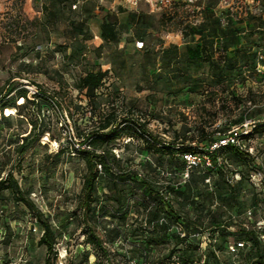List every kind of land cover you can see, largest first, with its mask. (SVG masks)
<instances>
[{
  "label": "rangeland",
  "instance_id": "1",
  "mask_svg": "<svg viewBox=\"0 0 264 264\" xmlns=\"http://www.w3.org/2000/svg\"><path fill=\"white\" fill-rule=\"evenodd\" d=\"M219 2L208 1L212 7ZM219 12L232 21L230 28L220 25L215 13L198 11L180 0L167 7L158 0H138L137 5L131 0H0V94L10 84L31 93L39 90L51 103L41 107L43 122L37 105L31 103L12 109L10 121L0 116V177L12 175L53 223L59 237L57 264H81L84 252L92 251L80 224L79 197L87 169L77 151L78 145L89 147L76 138L75 123L82 135L91 134L99 114L112 109L120 120H127L122 126L131 127L135 134L113 144L123 167L139 177H154L152 189L164 191L193 219L224 203L227 184H235L240 171L248 175L240 210L224 207L230 210L226 217L232 218L233 226L223 235L213 227L196 233L200 248L195 264H204L209 238L217 244L237 240L233 231L241 221L264 229L261 208L251 205L253 190L264 188V0H234L230 8L219 7ZM72 20L86 23L89 38L83 51L69 58L71 49L66 52L64 47L72 43ZM99 28L112 41L101 34L97 37L92 29ZM214 29L217 33L208 40L209 53L217 61L227 48L228 58L235 59V68L225 77L189 53L206 43L205 37ZM137 41H144L145 47L138 49ZM94 68L108 70L109 76L96 92L97 107L93 108L74 85ZM46 97L39 95L36 101ZM34 121L38 128L29 135ZM203 128L216 132L202 142L199 130ZM230 137L249 151L258 167L251 161L246 167L232 164V153H225L228 162L221 157L218 164L224 169L222 178L216 166L188 162L190 155L205 160L219 139ZM183 142L191 152L180 160L171 157L168 147L175 143L182 147ZM110 168L109 172L100 168L96 205L114 264H180V246L176 248L171 237L148 253L144 240L131 235L133 225L141 230L149 227L144 217V203H150L146 187H138L132 179L117 181L125 190L129 210L125 218L114 214L117 206L110 188L119 169L112 162ZM194 171L197 183L191 181L189 196L186 187ZM177 187L176 195L172 189ZM251 210L256 212L249 218ZM183 229L181 224L172 226V231L184 236ZM42 233L35 214L11 190L2 191L0 264H45L46 246L39 244ZM94 260L91 256L90 261Z\"/></svg>",
  "mask_w": 264,
  "mask_h": 264
},
{
  "label": "trees",
  "instance_id": "2",
  "mask_svg": "<svg viewBox=\"0 0 264 264\" xmlns=\"http://www.w3.org/2000/svg\"><path fill=\"white\" fill-rule=\"evenodd\" d=\"M208 1L209 0L205 3L204 10L215 13L218 17L217 22L220 25L222 24L223 26L230 28L232 21L227 19V16L223 12H219V5L212 7L209 5ZM120 8V10L124 11L122 7ZM223 17H225L226 23L222 22ZM215 31L216 29L212 31V35H210V37H205L204 40H207L206 43L198 45L194 49H189V53L191 54V57L195 59H204L210 64L213 72H221L222 77H225V73L227 71H232L235 68V59L228 58L226 55L228 49L226 48V51L223 55H221L220 60H214L211 52L209 53L207 48H209L208 40L213 37V34L217 33ZM69 32L72 43L71 45H66L64 49L66 52L71 49L69 58H74L83 51L85 48V42L89 38L87 25L84 21L72 20L70 21ZM101 36L106 38V41H112L111 38H108L103 31H101ZM224 38L227 39V36L224 35ZM236 57L237 53L234 55V58ZM108 76L109 71L103 70L102 68H94L86 71L83 76L77 79L74 85L79 92L80 98L86 99L89 105L93 106V108L97 107L96 101L98 95L96 92L105 85ZM14 92L17 93L16 97H10ZM39 95L46 97V95L40 93L39 90L35 93H31L29 89H17L14 85L9 84L8 89H6L5 92L2 90L0 94V116L5 121H10L12 115H5L6 109L11 108L18 110L31 103L33 105H37L40 121H45L40 114L41 107L43 104L50 105L51 103L47 97L41 101H36ZM19 100H22V102L17 104L16 102ZM79 106L81 105H77V107ZM99 115V122L97 123L98 126L96 130L91 132V134L82 135L75 123L76 138L81 140L82 143L85 142L89 147V149H87L82 145H78L77 149L78 153L83 157L87 169L84 175L83 187L79 197V207L82 211L80 224L85 228V244L90 246L92 250L84 252L81 264H114L109 249V241L104 233L105 230L100 228L97 221L99 208L96 205L98 180L101 175L100 168H103L107 172L111 171V162L119 169L118 173H114L116 181H114V185L110 188L112 192L110 198L114 200V203L117 206L116 211H113L114 214H118V216H121L120 218H125L129 210V203L127 201L125 190L123 187H119L117 181L126 183L128 180L132 179L138 187L147 188L148 198H150V203H148V201H145L146 203H144L146 212L144 213V217L146 218V224L149 225L148 229L141 230V228L133 225L130 228L132 231L131 235L135 239L144 240L142 245L146 248L148 253L151 252L152 248L161 246L166 242L168 237H171L174 242V246L176 248L180 246V264L199 263L198 260H195V253H197L200 248V239L197 238L196 233L203 230L202 228L208 229L213 227L215 228L214 231L220 230L223 235V233L228 230L226 229L227 227H230L231 225L233 226L232 218L226 217L228 211L230 210H225L224 207L229 209L239 208L240 210L241 205L239 198L244 195V183L248 175H246L245 171H240L238 181L235 184H227L228 195L223 197L222 201L224 203L221 202V205H219L217 209H207L205 211L206 214L204 213L205 215L203 214L193 219L189 213L185 211V208L182 205L176 206L173 204V202L169 200L168 196L164 194V191L152 189L153 187L151 184L153 183L154 177H150V175H146V177H139L134 171L123 167L121 160L115 155V148L113 144L117 140L125 138V136L133 137L135 135L131 131V127L126 125V127L122 126L125 122H127V120H120V116L116 109L100 113ZM135 124H138L140 128H144L141 123L136 122ZM32 126L33 127L29 135H31L33 131L38 128V122L34 121ZM140 128L139 131H142ZM213 132H207L205 128L199 130V133L201 134V141L203 142L212 138L214 134ZM186 140H188V137H186ZM222 140L223 139H219L217 144H219ZM182 144L184 145V142ZM168 151L170 152L171 157H176L177 160H180V158L187 152H191V150H188L185 145L178 147L177 143L169 146ZM225 153H232L230 160L232 164L237 166L241 163L244 167H246L245 165L250 161L255 167L259 166L249 151H244L241 145H238L237 143L229 142L226 145H221L212 151L206 152L212 165L216 166L217 172L222 178H224V169L222 166L218 168V164L221 157L225 162H228L229 158L225 157ZM202 162L205 163L204 160ZM182 164H185V160H183ZM249 174L251 173L249 172ZM196 179L197 173L194 171L191 178L187 182L186 190L188 191L189 196L193 192L191 181L194 180L196 182ZM5 190H11L17 197V201L23 203L35 214L38 224L43 231L39 239V244L41 246H46L47 250L45 264H57L59 260V251L57 249L59 237L49 217H47L30 199V194H25L18 181L14 179L12 175H10L7 179L0 177V193ZM179 190L180 189L177 187L176 189H172V192L177 195L179 194L178 192H180ZM151 203L153 204L152 206ZM251 205L255 210L261 208V215L262 218H264V188L253 190ZM126 207L127 209L125 210ZM250 212L252 213L251 215H253L256 211L251 210ZM251 215L249 218H252ZM248 222L249 221L247 220L241 221L238 225H236L237 229H234L233 232L237 236V240L231 244H217L214 238H209L208 242L205 243L208 249L204 254V264H264V229L257 227L255 224L248 225ZM175 224H181L184 227V236L182 232L172 231V226ZM239 242L243 243L244 246L239 248L236 252H231L229 248L230 245H236ZM225 252L228 256L224 255ZM91 256L95 257L93 262L90 261ZM235 257H238V260L232 259Z\"/></svg>",
  "mask_w": 264,
  "mask_h": 264
},
{
  "label": "built area",
  "instance_id": "3",
  "mask_svg": "<svg viewBox=\"0 0 264 264\" xmlns=\"http://www.w3.org/2000/svg\"><path fill=\"white\" fill-rule=\"evenodd\" d=\"M131 1L133 2L134 5L138 4V0H131ZM158 1H160L161 5L163 7H167V6L173 5L174 0H158ZM180 1H182L186 5H195L197 7L198 11H202L205 9V3L207 0H180ZM233 1L234 0H221L219 7L230 8ZM222 22L226 23L225 17L222 18ZM136 47L138 49H143L145 47V42L144 41H137ZM260 58L263 59V55H260ZM229 142L236 143V139L234 137H230L228 139L222 140L219 144L216 145V148L221 146V145H226ZM187 159H188V162L190 163V165H198V164L202 163V161H203L201 156L197 157V156L190 155V156H187ZM204 161L209 166L212 165L209 157H205ZM251 214L252 213L249 212V215H251ZM243 246H244V244L239 242L236 245L235 244L230 245L229 248H230L231 252H236L239 248H241ZM131 264H149V263H147V262H132Z\"/></svg>",
  "mask_w": 264,
  "mask_h": 264
},
{
  "label": "crops",
  "instance_id": "4",
  "mask_svg": "<svg viewBox=\"0 0 264 264\" xmlns=\"http://www.w3.org/2000/svg\"><path fill=\"white\" fill-rule=\"evenodd\" d=\"M93 31H94V34L97 36V37H99L100 36V34H101V29L99 28V30L98 29H92Z\"/></svg>",
  "mask_w": 264,
  "mask_h": 264
},
{
  "label": "bare ground",
  "instance_id": "5",
  "mask_svg": "<svg viewBox=\"0 0 264 264\" xmlns=\"http://www.w3.org/2000/svg\"><path fill=\"white\" fill-rule=\"evenodd\" d=\"M12 114H13L12 109H8V110H7V115H12Z\"/></svg>",
  "mask_w": 264,
  "mask_h": 264
}]
</instances>
